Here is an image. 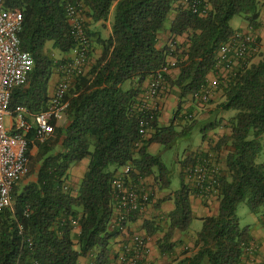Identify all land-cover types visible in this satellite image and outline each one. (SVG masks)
<instances>
[{"label":"trees","instance_id":"trees-1","mask_svg":"<svg viewBox=\"0 0 264 264\" xmlns=\"http://www.w3.org/2000/svg\"><path fill=\"white\" fill-rule=\"evenodd\" d=\"M261 1L208 0L210 9L202 14L182 0H6L7 8L23 12L21 47L34 59L27 84L13 91L11 108L21 104L38 112L47 107L52 75L75 46L68 3L84 7L90 20L85 22L87 35L101 53L93 56L92 50L87 72L75 75L66 94L65 122L56 125L47 142L29 144L28 181L18 185L24 176L17 181L12 206L1 214L0 264H79L81 256L92 252H96L94 264H113L118 251L112 252V244L123 235L114 222L118 201L113 181L118 170L130 165L134 183L153 177L160 190L168 189L172 183L168 169L160 153H152L149 146L154 142L170 146L194 129L192 124L179 133L174 120L167 127L160 126L159 113L151 119L149 110L141 109L145 84L159 70L170 69L168 59L176 56L174 66L179 73L175 78L163 73L166 86L179 89L180 104L198 94L216 69L220 46L236 33L231 20L239 16L254 29L260 28ZM112 10L109 37L89 28L90 23L107 21ZM167 26L174 47L169 43L159 48V34ZM184 34H188L189 45L182 49L176 37ZM50 44L61 58L49 53ZM256 57L259 60L253 61ZM220 85L225 99L218 110L237 113L227 122L231 134L205 152L219 159L218 154L226 151V169L219 174V212L201 218L203 227L196 234L193 250L183 252L173 264H244L253 236L250 227L239 222L240 202H247L254 213L263 212L264 225V163L258 162L264 148V47L241 62ZM179 106L176 116L181 112ZM191 114L180 116L182 122L193 119ZM142 116L154 130L149 137V129L146 136L139 132ZM217 125L216 121L204 124L202 133ZM35 147L37 152L32 154ZM205 153L195 151L184 160L181 186L172 195L174 209L161 217L166 227L145 221L148 236L165 231L157 240L163 254L175 253V233L189 230L196 218L185 168L196 154ZM84 159L89 160L86 171L74 188L70 171ZM195 191L201 195L197 187ZM139 217V212H132L128 224Z\"/></svg>","mask_w":264,"mask_h":264},{"label":"built area","instance_id":"built-area-1","mask_svg":"<svg viewBox=\"0 0 264 264\" xmlns=\"http://www.w3.org/2000/svg\"><path fill=\"white\" fill-rule=\"evenodd\" d=\"M182 2L196 13L200 11L206 14L210 9L208 0H182ZM5 3L6 0H0V227L2 212L12 206V191L15 184L29 172V144L47 142L53 136L56 125L65 122L69 106L66 94L75 75L87 72L92 51L85 27L84 7L68 3L67 14L75 46L67 61L59 68L61 77L47 107L38 112L21 104L11 108L13 91L27 84L34 68V59L21 47L19 35L24 21L23 12L7 8ZM201 6L202 10H200ZM171 46L174 47L173 44ZM260 48L255 31H237L218 50L216 78L209 81L195 97L202 103H207L212 93L220 86L222 73L226 72L224 77L227 78L234 72V60L241 64ZM168 70L169 68L165 67L150 77L142 94V110H149L148 100L157 98L166 90L163 73H167ZM158 110L157 107L147 113L152 119ZM6 117L11 119V128L6 125ZM149 127V120L142 116L139 121L140 134L146 136ZM30 133L31 138L28 137ZM205 154H196L194 161L186 166L185 174L195 183L203 198H217L221 168L212 155ZM131 171L130 165L125 166L113 181L118 201L114 222L125 237L113 264H140L141 260L150 253L147 238L131 231L127 222L132 212H143L152 201L151 192L144 189L141 184L134 183ZM73 223L77 225L76 221ZM257 250L258 247L251 243L247 253L254 257ZM257 264H264V259L257 261Z\"/></svg>","mask_w":264,"mask_h":264},{"label":"crops","instance_id":"crops-1","mask_svg":"<svg viewBox=\"0 0 264 264\" xmlns=\"http://www.w3.org/2000/svg\"><path fill=\"white\" fill-rule=\"evenodd\" d=\"M175 16H176V13L172 14V16L170 17V20H169L170 23L175 18ZM113 20H114V12L112 10L110 17L107 21L98 22L95 24L90 23L89 28L93 31H97L103 37L106 38V37H109L111 32H112ZM89 21L90 20L86 17L85 22L89 23ZM259 22L261 24L259 29H254L252 26L249 25L248 22H246V25L242 28V30H237V31H255L256 35L259 36V41H260L259 45L262 48V47H264V0L261 1ZM168 28H169V26H167L166 29L159 34V41H158V47L159 48H161L167 44L169 45V43H170L171 37H170V34L168 32V30H169ZM176 42H177V44H179L181 46V48H183L182 46L188 47V45H189L188 34H184L182 36H177ZM92 48H93L92 49L93 50V54H92L93 56L94 55L98 56L101 53L100 48L96 47V45L93 46ZM66 58H69V55H66ZM168 60H169V63L171 64V66H170V69L168 70L167 74L170 75L172 78H175L179 73V68L174 66L176 61H177V58H176V56H170ZM233 65H234V67H233V70H234L239 65L238 61L234 60ZM226 74H227L226 72L222 73L221 81H224V79L226 78L224 76ZM60 77H61V75H60L59 71H55L53 73L52 78L50 80V84H49V96L50 97L53 95L55 88H56V85H57L58 81L60 80ZM215 78H216V72L215 71L211 72L208 75L209 81H211ZM148 82L145 84V87H147ZM170 87L171 86H167L166 90L160 96H158L157 98H154V99H149L148 103H147L149 110H153L157 107L159 108L157 113H159L158 121H159L160 126L167 127L171 124V122L173 120L175 121L174 122L175 125H178L179 123H184V122H182V118L180 117L184 114V112L185 113L190 112V113H192V116H193V115H197L200 111L207 110V113H205L204 115H201V118L199 117V123L208 124L209 122L216 121L218 125L215 129L210 130L206 134H203V143L201 144L202 147L201 148L199 147L200 150H203V151L208 150L209 151V149H211V147L213 149V147H215L217 141L222 136L231 134V129H230V127H228L227 122H228L229 117H232V116L226 115V112H220L217 108L218 104L221 103L225 99L224 90L222 89V85H220L212 93L211 98L209 99L210 104L202 103L195 96H188L187 98H185L182 105H181V110H180L181 111L180 113H182V114H179V116H176V112L179 108L175 111L174 114L171 112H167L165 107L162 108L163 103H164L163 99L167 96V95H165V93L167 92V89H170ZM171 89L173 90L174 102L169 107L174 108L175 105L180 104L179 103L180 102L179 89L176 87H172ZM145 90H146V88H145ZM142 99H143V97H142ZM169 100H171V96L169 97L168 101ZM168 120H170V122H168ZM153 132H154V130L152 129V127L149 128L148 136H151ZM190 134L187 133L186 135L189 136ZM163 147L164 146L162 144L154 142L149 146V150L152 153L157 154L158 152H160L163 149ZM34 149H36V147ZM195 151H197V150H195ZM195 151H193V152H195ZM221 154H223V153H221ZM217 159H218V157H217ZM218 161H220V160L218 159ZM88 162H89L88 159H84L81 162L77 163L74 166V168L71 169L72 172L70 171V174H69L70 183H73V182H75V183L77 182L78 184L80 183V181H81V179H82V177L86 171ZM222 164H223V166H221V164H220V167L222 170H225L226 169L225 159L223 160ZM182 170H183V168L181 166L180 171L182 172ZM121 171H122V169H119L117 174L120 173ZM145 179L147 180V178H145ZM143 183H144V180L141 182V184H143ZM185 183L192 187L191 206H192L193 213L197 219H201L203 217H208V216H214V215L218 214V212H219V200L217 198H203L201 195H199L200 193L195 191V188H196L195 183L192 180H190L187 176L185 179ZM145 185L146 184L144 183L142 185V187L147 190ZM174 192L169 193L166 190H161L159 197L157 196V198L152 199L151 203L148 204V206L145 208V210L143 212H140L139 219L129 223V227H130L131 231L139 233V234H141L147 238L148 246L150 249V253L144 259L141 260L140 264H156V263L160 264L162 262L161 260L156 262L157 255H155V250L157 249L158 245H157V242L155 241V236L159 235V234L164 235V234H162V233H164V231H160L153 236H148L147 229L145 227V221L155 222L156 224L161 225V227H164L165 221L161 220L162 216H160V215L163 212L169 213L171 210L174 209V202H173V196H172L174 194ZM163 198H164V201L160 200ZM114 220H115V217H114ZM75 231L76 232L79 231L78 226H76ZM251 234L253 236L252 244H255L258 247V252L256 253V255H254V257H251L250 255H248V258L245 260L244 264H257V261L264 259V231L256 229V230L251 231ZM189 237L191 238V235H187L186 233L184 234L183 232H176L175 233V237H174L173 241L175 242L176 245H178L175 249V252L180 249L179 247L181 246V243H182L181 239H184L183 241H191V239H189ZM124 239H125L124 235H120L114 241V243L112 244V252L116 253L117 251H119L120 245ZM184 244H185V242H184ZM259 251H260V254H258ZM152 252H153V255H155V258H152ZM159 254L166 256V253L163 254V253L159 252ZM95 255H96V252H92L87 256H81L79 258V264H94ZM166 257H164L163 260H165ZM252 258H255V259H252Z\"/></svg>","mask_w":264,"mask_h":264},{"label":"rangeland","instance_id":"rangeland-1","mask_svg":"<svg viewBox=\"0 0 264 264\" xmlns=\"http://www.w3.org/2000/svg\"><path fill=\"white\" fill-rule=\"evenodd\" d=\"M245 25H246V21L242 17L236 16V17H234L231 20V26L236 31L237 30H242V28ZM93 46H95V44H93ZM49 48H50L49 53L53 57L61 58L63 56L58 51L52 49L51 48V44L49 45L48 49ZM65 58H66V56H65ZM258 60H259V57H256V58H254L253 61H258ZM56 71H59V70H56ZM171 88L172 87H170V89H167L168 93L167 92L165 93V95H167V96L163 99L164 103H163L162 108L165 107L167 112H171V113L174 114L175 111L179 108V105H182L183 102L181 104L175 105L174 108L173 107H169L174 102L173 90ZM170 96H171V100L168 101ZM206 104H210V101L207 102ZM205 113H207V110L200 111L197 115H193L192 116L193 119H188L187 120L188 122L179 123L178 125H176V130L179 133L182 132V130L185 127H189V125H192V124H194V129H193L192 133L189 136H187V135L178 136L177 140L174 143H172V145L167 146V147H163V149L160 152H158V153H160L162 161L166 165V167L168 169V173H169V175L171 177V180H172L171 185L169 186L168 189H166V191L169 192V193L178 190L180 188V186H181V176H180L181 171H180V167L182 166V168L184 169V163L183 162L187 158V156L189 154H191L195 150L199 151V153L200 152H204V153L208 152V150L207 151L200 150V148L202 147L201 144L203 143V133H202L201 128H202V126L204 124L196 125L198 123V121H199V117L201 118V115H204ZM236 113H237L236 111L230 110V111L226 112V115L234 116ZM180 114H182V113H180ZM5 121H6L7 127L11 128V119H10V117H6ZM168 122H170V120H168ZM262 142L264 144V136L262 138ZM213 149H214V147H213ZM213 149L211 147V149H209V151H212ZM36 152H37V148L32 150V154H35ZM221 153H223V154H220V153L218 154L219 155V160H220L219 163L221 164V166H223L222 163H223V160L225 159L226 151L224 150ZM258 162L264 163V148H263V151L261 152V154H260V156L258 158ZM220 164H219V166H220ZM74 166L72 168H74ZM113 167L115 168V166H111L110 168L113 169ZM29 169H30V163H29ZM121 169H123V168H121ZM71 172H72V170H71ZM182 172H184V171L182 170ZM25 178L26 177L24 176L22 178V180L18 183V185H20L22 183L25 184L28 181V178L27 179H25ZM154 182L155 181H154L153 177H149V178H147V180L144 179V183L146 184L145 186L151 192L153 199L157 198V196L159 197L160 191H161L157 187L156 183H154ZM70 184L74 188H76L77 185H78L77 182L76 183L73 182V183H70ZM160 200L164 201V198L160 199ZM261 213H263V212H261ZM261 213L252 212L249 209V207L247 205V202H245V201L244 202H240L238 204V206H237V214H238V218H239V222H240L241 226H243V227L249 226L251 231L256 230V229L264 231V225L261 222ZM166 214L167 213L163 212L160 216H163V215L165 216ZM164 227H166V221L164 223ZM202 227H203V221L201 219L195 218L194 221L192 222L189 230L183 232L184 234L186 233L187 235H191V238L189 237V239H191V241H183L184 239H181L182 243H181V246L179 247L180 249L177 250L175 253L168 254V255L166 254L167 257L165 255H160L159 254L160 250L158 249V246H157V249L155 250V255H157L156 262L161 260L162 262L160 264H173L174 261L177 258H180L182 256L183 252H185L186 250H191L192 251L193 248H194V241H195L196 234H197V232L201 231ZM162 234H164V233H162ZM160 236L162 237L163 235L159 234V235L155 236V241L156 242H157L158 238H161ZM184 242H185V244H184ZM257 252H258V250H257ZM258 254H260V251H259ZM155 255H153V252H152V258H155ZM164 257H166L165 260H163ZM156 264H159V263H156Z\"/></svg>","mask_w":264,"mask_h":264}]
</instances>
